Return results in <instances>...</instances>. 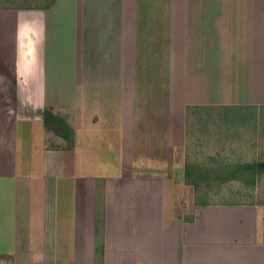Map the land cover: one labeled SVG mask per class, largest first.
<instances>
[{
    "label": "crops",
    "instance_id": "crops-1",
    "mask_svg": "<svg viewBox=\"0 0 264 264\" xmlns=\"http://www.w3.org/2000/svg\"><path fill=\"white\" fill-rule=\"evenodd\" d=\"M0 64V264H264V203L191 155L264 122V0L0 7Z\"/></svg>",
    "mask_w": 264,
    "mask_h": 264
},
{
    "label": "rangeland",
    "instance_id": "rangeland-1",
    "mask_svg": "<svg viewBox=\"0 0 264 264\" xmlns=\"http://www.w3.org/2000/svg\"><path fill=\"white\" fill-rule=\"evenodd\" d=\"M56 0H0V7H9L12 9H22L27 7H44L50 5V3H54ZM50 2L49 4H47ZM2 64H0V73L3 72ZM190 124V132L196 137L198 141H201L198 136H200V130L203 128V124H195V121H191ZM250 125V124H249ZM245 126V134H242L241 137H238V140L244 142V144L237 143L234 145H227L229 148V152L226 151H216L211 150L212 146H221V145H212L207 143H197L192 147L196 149L191 155L193 162L195 160L199 161L209 157L213 154L215 157V161L212 164H215V168L213 171L218 172V175H213V179L215 177L221 179L223 176L222 173L236 171L234 180L228 182V184L220 185V191L205 193L203 195V199L208 202H257L264 203V168L255 170L242 169L240 171V167L237 163H245V162H264V122L261 124H257L258 129L254 130L251 126ZM234 127V131H239V128ZM250 127V128H249ZM206 132L207 128L204 127ZM203 130V131H204ZM242 131V129H240ZM209 133V129L206 134ZM237 133V132H236ZM240 135V134H239ZM204 141V140H203ZM224 146V145H223ZM203 147V148H202ZM207 147L206 149H204ZM214 148V147H213ZM243 148V149H242ZM225 149V148H223ZM212 152V154H211ZM226 153H231L230 158H234L236 166L225 167L224 159H226ZM224 165V166H222ZM239 167V172L236 170ZM217 180V179H216Z\"/></svg>",
    "mask_w": 264,
    "mask_h": 264
},
{
    "label": "trees",
    "instance_id": "trees-1",
    "mask_svg": "<svg viewBox=\"0 0 264 264\" xmlns=\"http://www.w3.org/2000/svg\"><path fill=\"white\" fill-rule=\"evenodd\" d=\"M49 3L50 2H48L47 4H49ZM52 4L50 3V5H47V6H44V7L49 8L50 6H52ZM29 8H33V7H29ZM34 8H36V7L34 6ZM45 119H46V123L47 122H51L52 124L55 125L54 128L56 129L57 132H60L61 133V131L64 130V121L62 119L52 117V115L49 112H46ZM243 168L244 169H247V170H252V172H254L255 170L257 171L259 169H262L263 170L264 163L263 164H258V165H251L250 164V165H246ZM236 170H238V169H236Z\"/></svg>",
    "mask_w": 264,
    "mask_h": 264
}]
</instances>
